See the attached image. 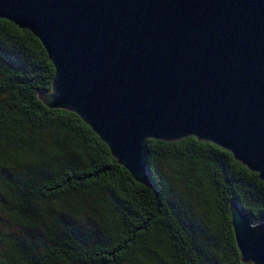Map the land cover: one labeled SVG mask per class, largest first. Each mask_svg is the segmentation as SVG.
Here are the masks:
<instances>
[{
    "label": "trees",
    "instance_id": "obj_1",
    "mask_svg": "<svg viewBox=\"0 0 264 264\" xmlns=\"http://www.w3.org/2000/svg\"><path fill=\"white\" fill-rule=\"evenodd\" d=\"M54 76L42 42L0 18V264H253L229 201L264 219L258 173L194 136L148 139L144 185L80 116L38 97Z\"/></svg>",
    "mask_w": 264,
    "mask_h": 264
},
{
    "label": "water",
    "instance_id": "obj_2",
    "mask_svg": "<svg viewBox=\"0 0 264 264\" xmlns=\"http://www.w3.org/2000/svg\"><path fill=\"white\" fill-rule=\"evenodd\" d=\"M55 66L49 108L76 113L152 186L148 139L194 136L264 181V0H0ZM243 262L264 264V219L230 200Z\"/></svg>",
    "mask_w": 264,
    "mask_h": 264
},
{
    "label": "rangeland",
    "instance_id": "obj_3",
    "mask_svg": "<svg viewBox=\"0 0 264 264\" xmlns=\"http://www.w3.org/2000/svg\"><path fill=\"white\" fill-rule=\"evenodd\" d=\"M188 200H191V198H187ZM194 200H192V204H193V206H194ZM201 216V215H200ZM202 217H204V216H202ZM0 222H1V225H0V232L2 231H5V230H7V225L10 223V221H9V219L5 216V215H2L1 213H0ZM4 241V240H3Z\"/></svg>",
    "mask_w": 264,
    "mask_h": 264
}]
</instances>
